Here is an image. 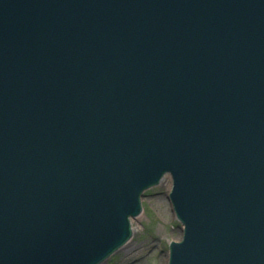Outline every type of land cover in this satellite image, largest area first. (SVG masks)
Here are the masks:
<instances>
[{
  "label": "water",
  "instance_id": "95a60500",
  "mask_svg": "<svg viewBox=\"0 0 264 264\" xmlns=\"http://www.w3.org/2000/svg\"><path fill=\"white\" fill-rule=\"evenodd\" d=\"M166 175L167 264H264V0H0V264H101Z\"/></svg>",
  "mask_w": 264,
  "mask_h": 264
},
{
  "label": "rangeland",
  "instance_id": "374dc122",
  "mask_svg": "<svg viewBox=\"0 0 264 264\" xmlns=\"http://www.w3.org/2000/svg\"><path fill=\"white\" fill-rule=\"evenodd\" d=\"M171 186L172 180L166 176L159 186L145 192L143 213L133 222L134 234L127 244L132 249L126 253L122 248L103 264H167L169 243L183 235L167 197Z\"/></svg>",
  "mask_w": 264,
  "mask_h": 264
},
{
  "label": "bare ground",
  "instance_id": "6f19581e",
  "mask_svg": "<svg viewBox=\"0 0 264 264\" xmlns=\"http://www.w3.org/2000/svg\"><path fill=\"white\" fill-rule=\"evenodd\" d=\"M141 214H142V213H141ZM141 214H140V215H141ZM140 215H139V216H140ZM139 216H138L137 218L133 219V220H132V223H133L135 220H137V219L139 218ZM133 229H134V226H133ZM131 239H132V238H131ZM131 239H130V240H129V241H128L123 247H122V248H124L123 251L126 252V253H127V252H130V250L132 249V248H129L128 245H127V244L131 241ZM126 245H127V246H126ZM125 246H126V247H125ZM122 248H121V249H122ZM121 249H120V250H121ZM137 254H138V253H137Z\"/></svg>",
  "mask_w": 264,
  "mask_h": 264
}]
</instances>
